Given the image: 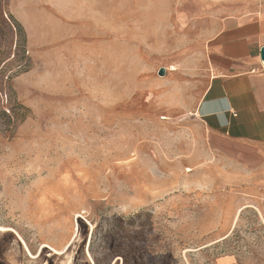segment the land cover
Here are the masks:
<instances>
[{"label": "rangeland", "instance_id": "obj_1", "mask_svg": "<svg viewBox=\"0 0 264 264\" xmlns=\"http://www.w3.org/2000/svg\"><path fill=\"white\" fill-rule=\"evenodd\" d=\"M198 6L0 0V264H264L189 109Z\"/></svg>", "mask_w": 264, "mask_h": 264}, {"label": "crops", "instance_id": "obj_2", "mask_svg": "<svg viewBox=\"0 0 264 264\" xmlns=\"http://www.w3.org/2000/svg\"><path fill=\"white\" fill-rule=\"evenodd\" d=\"M198 7L191 52L206 71V85L189 109L208 136L221 176L243 194V209L264 219V0H199ZM98 29L120 43V22L104 20Z\"/></svg>", "mask_w": 264, "mask_h": 264}, {"label": "water", "instance_id": "obj_3", "mask_svg": "<svg viewBox=\"0 0 264 264\" xmlns=\"http://www.w3.org/2000/svg\"><path fill=\"white\" fill-rule=\"evenodd\" d=\"M260 56H261V59L264 60V49H262V50L260 51ZM159 75H160V76L163 75V70H160Z\"/></svg>", "mask_w": 264, "mask_h": 264}]
</instances>
